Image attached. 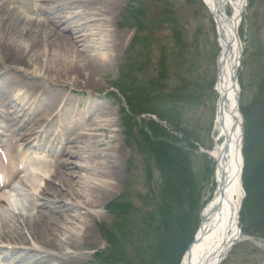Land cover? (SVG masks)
Wrapping results in <instances>:
<instances>
[{
    "label": "bare ground",
    "instance_id": "bare-ground-1",
    "mask_svg": "<svg viewBox=\"0 0 264 264\" xmlns=\"http://www.w3.org/2000/svg\"><path fill=\"white\" fill-rule=\"evenodd\" d=\"M51 1L52 13L63 8L71 10L64 17L69 23L65 29L70 37L60 33L62 30L56 21L11 16L9 10L0 16V144L3 149L0 154V261L3 264H72L80 260V252L93 238L96 218L104 212L105 195L113 189L123 154L121 148L112 145L114 128L119 125L116 114L98 109L99 103L93 99L83 110H74L68 102L63 110L80 119L70 126L63 124L69 128L58 129L56 108L42 101L57 88L62 90L65 81L80 93L95 88L94 77L98 72L116 61L119 52L121 56L128 39H122L120 33L112 30L115 26L111 16L117 3L115 0ZM201 1L206 13L204 27L213 35L217 47L215 61L220 52L223 58L214 65L212 121L204 144L198 145L197 151L208 170L199 228L180 264H206L221 255L228 242L238 235V212L243 195L239 154L241 120L230 67L237 50L233 42L235 16L243 12L244 0ZM2 6L3 0H0V13ZM47 37L52 41L47 43ZM50 46L54 48L52 53L47 48ZM17 66L24 68L22 72H18ZM13 75L20 82L15 83ZM68 75L74 77L69 79ZM28 79L46 85L37 90L25 83ZM50 79L57 86L49 83ZM94 111L88 123L80 126ZM5 117L9 118L4 120L8 125L2 124ZM80 127L81 133H77ZM48 136L51 142L64 140L71 145L72 152L65 153L52 145L43 149V138ZM20 146L27 155L20 154ZM33 150L43 151L46 158L52 159L51 164L40 162L42 166L30 168L39 163ZM5 190L26 201L17 214L9 210L12 200ZM245 240L248 239L241 236L239 241Z\"/></svg>",
    "mask_w": 264,
    "mask_h": 264
},
{
    "label": "trees",
    "instance_id": "trees-1",
    "mask_svg": "<svg viewBox=\"0 0 264 264\" xmlns=\"http://www.w3.org/2000/svg\"><path fill=\"white\" fill-rule=\"evenodd\" d=\"M183 4L188 8L193 2ZM177 11L167 0H134L120 17L121 27L135 28V35L109 95L124 105L119 114L126 145L142 158L146 176L157 174L158 183L153 186L148 179L140 210L127 193L107 204L112 223L101 229L108 249L94 254L100 264H179L197 226L202 196L189 141L196 135L187 115L201 104L204 86L195 46L199 34L184 31ZM239 111L245 192L239 222L245 234L264 238V74L250 97L241 87ZM131 227L139 241L134 258L127 259L122 250Z\"/></svg>",
    "mask_w": 264,
    "mask_h": 264
},
{
    "label": "rangeland",
    "instance_id": "rangeland-1",
    "mask_svg": "<svg viewBox=\"0 0 264 264\" xmlns=\"http://www.w3.org/2000/svg\"><path fill=\"white\" fill-rule=\"evenodd\" d=\"M115 1L117 3V7L111 16V22L114 24L115 28H112V30H116L117 33H120L122 39H128L127 41L129 42L134 32L133 30L121 27L120 17L127 5L131 4L134 0ZM167 1H171V4L174 6V8L178 9V15L181 18L182 23L186 26L185 29L188 31L189 35L192 36L193 33L199 34L195 41V46L201 59L199 62V73L201 77L202 75L204 77L205 68L208 67L205 74L207 82L203 81L202 83L211 85L214 70H212L213 68L210 65V60L213 58L214 52L208 51L209 46L206 47V45L207 43L210 45L209 42L211 39L214 47L215 44L213 37L204 27L203 21L206 18V13L203 6L201 5V2H198V0H192L193 2L195 1V6L192 9L187 10L188 8L179 9L182 6V0ZM53 7L54 3L51 0H3L0 16L9 10L11 12V16L20 15L31 20H46L49 23L56 21L58 28L62 30L60 33L64 36L70 37L68 29H65L66 23L68 22H66L64 17L67 16V13H71V10L63 8L52 13L50 11L54 9ZM58 16L61 18H58ZM33 25H36V23ZM242 27L243 33L241 35V42L243 46V56L241 59V67L238 72V78L241 80L245 92L248 96H250L253 93L255 85L264 69V0H253V6L251 8H247L246 3V8L243 12ZM24 40L27 41V38ZM51 41V37H47V43ZM128 42L127 44H129ZM47 48L51 50L50 53H52V50L54 49L53 46ZM126 48L127 47H125V49L122 51L120 57V52L117 54L116 61L104 67L103 70H100L98 75L94 77L95 88H91L90 90L80 93L68 85L69 81H65L62 90L57 88L56 91L45 96L42 100L50 107L53 106L56 108L55 115H57V126H59V129L60 126H70L73 121L78 123L80 119L76 114H70L69 111L63 110L64 105L68 102H71V106L75 107L74 110H83L93 99L99 103L98 109L103 108L107 112L111 111L113 114L117 115L116 118L119 121V125L114 128L116 130V134L115 141L112 144L121 148L123 151V154L121 155L120 167L117 170V177L113 182V189L111 190V193L105 195L106 201L104 205V212H100L101 215L96 218L94 226L92 227V240L89 241L87 247H85L80 252V260H77L72 264H99V260L94 256V253L105 252L108 249V246L102 236L101 229L109 227L112 223V217L106 211V205L111 200L119 197L120 194L127 193L134 209L140 210L142 197H144L148 190L147 187H149L148 179L151 178V183L153 186L158 183L156 173H149L146 176L141 157L138 156L131 148L127 147L122 134L123 127L121 126L120 118L118 116V105L116 104V101L109 95V93H111V83L114 82L118 77V67L123 62V56ZM39 49L41 50V48ZM34 51L35 49H33V52ZM15 68H17L18 72H22V69H24L22 66H17ZM55 74L52 73L51 75ZM73 77L74 76L71 75L67 76L69 79ZM12 78L15 83L20 82V80L15 78L14 75ZM54 79H50L48 82L54 86H57V83L53 82ZM25 83L32 85L37 90L41 89V86L46 85L44 82L35 79H28L25 81ZM202 92L203 98L201 99V104L195 110L190 111V113L187 115L188 119L190 120L188 128L193 134L196 135V137L190 139L189 141L197 143L193 156V170L200 185H202V183L205 181L207 173L204 172L203 159L197 152L198 145L204 144L205 135L207 134L212 119V111L210 108L211 103L209 100L210 96L208 95L209 91L203 87ZM95 112L96 111L93 112L91 117L90 115L86 116L83 119V123L79 125L82 127L85 126ZM5 119L9 118L5 117L2 121ZM5 121L2 122V124L8 125L9 123H6ZM69 126L67 127L69 128ZM82 127L77 130V133H81ZM48 137L43 138V149L45 148L47 150L50 145H52L54 147L63 149L65 153H69V151H71V145L65 144L64 146H60L58 142H51ZM2 151V144H0V154ZM19 152L22 156L24 154L27 155V151L23 150L21 146L19 147ZM33 154L34 158L37 159V162L39 163L32 165L30 167L32 169L42 166L39 165L41 164L40 162H45L46 164H51L52 162L51 158H46L44 156L43 151L33 150ZM20 175L22 176V173L19 174L18 177ZM127 184L129 185L128 189L125 188ZM5 192L12 200L11 204H8L9 210L14 214H17L18 210H20V208L26 204V201L23 198H18L12 191L5 190ZM171 235L172 234H169L168 237L173 238ZM242 236L247 237L243 234ZM127 238L125 241L126 244L122 251L127 259H131L134 258V242L139 241V232L136 230V227H131L130 236L128 237L127 235ZM249 239L250 240L239 241L232 248L222 264H264V240L250 237ZM0 264L3 263L0 261Z\"/></svg>",
    "mask_w": 264,
    "mask_h": 264
},
{
    "label": "water",
    "instance_id": "water-1",
    "mask_svg": "<svg viewBox=\"0 0 264 264\" xmlns=\"http://www.w3.org/2000/svg\"><path fill=\"white\" fill-rule=\"evenodd\" d=\"M237 30V27H236ZM234 38H233V42H235L236 46L238 49H240L239 45L237 44V32H234ZM238 53V52H237ZM221 59L223 58V56L221 55L220 57ZM239 64V58L236 54V59L233 61V64L230 67V76L231 79L233 81V83L236 85V69L238 67ZM239 94V90H237V96ZM237 101H238V97H237ZM237 241V238L235 237L234 239H232L231 241L228 242L227 246L223 249V251H221V255L214 261H208L206 264H219L222 259L225 257V255L228 253L229 249L232 247V245H234Z\"/></svg>",
    "mask_w": 264,
    "mask_h": 264
}]
</instances>
